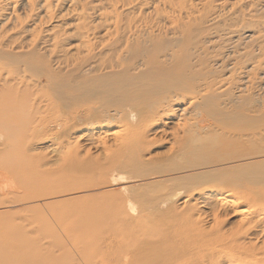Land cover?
Masks as SVG:
<instances>
[{
    "label": "bare ground",
    "instance_id": "obj_1",
    "mask_svg": "<svg viewBox=\"0 0 264 264\" xmlns=\"http://www.w3.org/2000/svg\"><path fill=\"white\" fill-rule=\"evenodd\" d=\"M261 75L264 0H0V175L26 165L19 158L35 148V139L48 135L60 140L48 145L52 154L63 147L76 150L68 165L77 168L79 140L86 138L96 153L89 148L84 152L87 162L81 170L86 180L67 192L102 197L116 207L111 212L117 220L107 241L100 220L90 223L84 213L82 264H264ZM42 90L48 93L39 94ZM81 95L98 104L69 105L68 113L54 121V129L42 121L51 100L73 101ZM177 104H186L181 114L193 108L194 114L188 112L183 119L181 136L194 145L169 162L179 164L165 167L144 158L143 145L145 138L152 140L180 125L173 120ZM74 111L87 127L71 139L68 130L74 134L80 127L66 117ZM116 121L123 122L119 129L108 127ZM190 152L193 161H203L182 165ZM197 167L185 175H167ZM150 174L161 178L147 177ZM6 175L3 179L9 182L11 176ZM173 179L190 183L169 189L165 183ZM8 185H1L0 191ZM24 185V198L12 200L23 206L64 191L43 194L42 187L30 188L26 181ZM225 185L231 189L224 191ZM15 187L9 189L12 197L20 191ZM77 188L82 189L70 192ZM16 209L19 215L22 209ZM229 211L240 218L227 232L220 224ZM201 214L210 219L207 226ZM18 225L22 229V223ZM16 229L19 242L26 241L35 251L31 244L36 236L32 242ZM13 239L15 247L20 245ZM26 245L19 246L23 252L16 248L23 258ZM3 249L6 253L8 248ZM100 252L106 255L96 260ZM45 256L48 263L56 259ZM59 257L53 263L62 264Z\"/></svg>",
    "mask_w": 264,
    "mask_h": 264
},
{
    "label": "rangeland",
    "instance_id": "obj_2",
    "mask_svg": "<svg viewBox=\"0 0 264 264\" xmlns=\"http://www.w3.org/2000/svg\"><path fill=\"white\" fill-rule=\"evenodd\" d=\"M228 1L230 3V2H232L234 0H228ZM16 7H18V5ZM261 76L264 77V75H261ZM40 93H48V91L47 90H42L41 92H39V94ZM50 94L51 93L49 92V95ZM48 104H49V106L47 107V111L43 114L44 116H43V120L42 121L45 124H47L49 127H52L54 129V127H53V126H55L54 121L56 119H58L59 115H61L63 112H67L68 111L69 105H70V107L73 108V107H78L77 105H80V104H86V105L87 104L88 105H94L95 104V105H97L98 102H96L95 99H92V98L91 99H87V95H86V97L81 95L78 98H75L73 101H66V99L64 101V100H61L59 98H55L54 100H51V102L48 103ZM185 105L186 104H183V105L182 104H177V105H175L176 108H177L176 111H175L176 117L173 120L174 121H177V120L179 121L180 125L178 127H175L174 124H171L170 126L171 127L174 126V128H172V129L170 128L169 130L166 131L165 134H161V135L158 134L152 140H151V136L145 138L144 145H143V156H144V158L149 157L151 159V162L162 163L165 167L166 166H173V165H170V164H172L174 162H176V163L178 162L177 164H179V160H174V162L169 163V162L173 161L172 158L174 156L180 155V153L183 152V151H186L187 148H188L187 150H190L192 148L190 146L191 145L193 146L194 143L190 142L189 140H186V141H188L190 143V144L186 145L188 142H185V138L184 137L182 138V136H181L182 135V133H181L182 125L181 124L184 123L183 119L185 117H187L190 113H191V115L194 114L193 112H191L193 108L192 109L190 108L191 111L190 110L188 111L189 114H188V112H183L181 114L179 109H181ZM99 109H101V108H99ZM66 117L68 118V122H69L70 125L75 123L76 124L75 127H77V126L79 127L80 126L79 128H77L78 130H75L74 134L70 133V131H72L71 129L68 130V133L70 134L71 139H73L72 137L75 136L78 133L82 134L84 129H85V127H87V125L83 126V122H82V120L79 119V115L75 112V113H72L70 115L67 114ZM70 117H72V119H70ZM163 120H165V118ZM211 121H212V119H211ZM261 121L264 122L263 118H261ZM260 123H262V122H260ZM122 124H123V122H117L116 121L114 125L112 123V124H109L108 127L111 128V129H117ZM262 124H259L258 128L259 127L260 128L264 127ZM173 129L175 130L174 132H173ZM229 130H231V128ZM261 133H263V131ZM226 134H227L226 137H228L229 133L227 132ZM68 137L69 136H67L65 138H68ZM234 138H233V140H234ZM257 138H259V136H257ZM261 139H263V140H261L262 143H261L260 146H263L264 145V138H261ZM85 140H86V138L85 139L82 138V139L79 140V146H80L79 147V151H80L81 164H79V167H77V168L76 167H69V165H68V159L70 158L72 152L76 151V150L73 149V148H71V149L66 148V150H65V147H63L62 150H61L62 152H64L63 150H65V152L68 150V152H66L64 155H62L63 154L62 152H60L58 154H52L48 150V145L52 144L53 142L54 143H58L60 140L59 139H54L53 135H48V136H40L37 139H35L34 140V144H33L35 148L33 150H31V152H30L31 154L29 153V155L27 154V155L21 156L19 158L21 161L26 162L25 163L26 165L21 166L17 170L19 172V174L15 170L12 171L13 173L5 172L4 173L5 176H3L1 174L2 178L0 177V179L4 180V181H2L3 183L7 182L5 179H3L4 177L6 178V176H7L6 174H8V177L11 176V178H7L8 181L10 182L12 180L13 182L12 181H11V183L7 182V183H9V185L7 183H5V185L0 184V186L1 185L2 186L8 185L7 187H1L2 189L0 191L1 193H4L0 197V207H1L0 208V212H1L0 213V244H1V246H0L1 249L0 250H4L3 246H4V248H8L6 250V253H5V250L4 251H0V264L4 263V260H6L5 258L8 255L10 250H11L10 253H12L13 251L14 252L12 253V255L9 253V256H11V257H7L6 261L7 262L9 261V262L6 263V264H30V263L31 264L32 263L36 264L37 263V262H35L36 259L37 260L39 259L41 261V263H43V264H46V263L47 264H55L53 262L54 261L56 262V259L59 257L58 255H60L59 258L63 259L62 260L63 262H61L62 264H69L70 262H71L70 264H72V263L73 264H82V262H81L82 261V255L81 254H83V249H80V248H83L82 245H83L84 234H83V232H82L80 227H81V225H82V223H83V221L85 219L84 213H88V221L90 223H94L97 220L98 221L100 220V222L103 224L102 227H101L102 229L100 231L101 235H103L104 238L107 241L111 239V236H113V233L115 231V224H116V220H117L115 214L112 213V212H114V209H116V207L114 206V208H112V206L109 203H107L102 197L95 196L96 197L95 198V197H90V195L87 196L86 194H84V195L72 194V193L69 194V192H67L68 190L66 189V188H68V189L70 188L71 189V188H75V187H80V186H82V184H81L82 182L81 181L84 180V179L86 180V178H84L85 174L82 173V170H81L82 165L85 166L86 165L85 163L87 162V158H86L84 152L89 148L90 152L95 155L96 148H94L92 145H90L88 140H86V141ZM235 140H236V138H235ZM160 141H162V142H160ZM180 142H182V143H180ZM227 142H230V141L227 140ZM259 142L260 141H257V144H259ZM87 143H88V145H87ZM179 143H180L181 146H179ZM182 149H184V150L182 151ZM180 150H181V152H180ZM178 151L180 153H178ZM154 152H156V153H154ZM171 153H172V155H171ZM190 153H191V155L186 154L185 155L186 157L185 156L183 157V158H186V160H183V158H182V160L184 162V164L182 162V165H184V166L187 165V163H190L188 161H191L193 159L194 153H192V152H190ZM161 154H164L165 156L163 157V155H161ZM59 156H61V157H59ZM168 156H169V158H167ZM188 156H190V157L192 156V159L190 157H188ZM182 160H180V165H181V161ZM196 160H197V158H196ZM196 160L194 159V161L192 160L191 162L194 163ZM54 161H56V162H54ZM185 161H187V162H185ZM202 161H203L202 159H199V161H196V162H202ZM180 165H177L176 167H179ZM194 169L198 170L200 168L197 167V168H193V169H188V170H186L187 172H185V170L183 169V170L179 171L180 173L178 171H175V172H172V173H167V175L168 174L169 175H171V174L185 175L188 172H196ZM152 170L153 169H151L149 171L152 172ZM192 170H194V171H192ZM14 172H17V173H14ZM33 173L37 174L39 177L37 175H34ZM15 174H16V176H15ZM32 174H33V177H32ZM64 174H65V176H68V177H65ZM157 175L158 174H155V175L150 174L147 177L153 176L151 178H157V177L161 178V175H158V176ZM17 176H20V177L18 179H15V178H17ZM162 178H164V177H162ZM36 179H38L39 181L36 180ZM197 179L194 178V180H197ZM56 180H57L58 184H57ZM60 180H61V182H60ZM153 180H155V179H153ZM194 180H192L191 182H194ZM199 180L200 179H198L197 181H199ZM25 181H26V183L28 184V186L30 188L35 189L37 187H42L43 191H41V193H43V194H48L49 192L51 193V192H54V191H62V190H64V191L60 192V194H56V195H61L59 197H56L55 194H53V195L51 194L52 196L51 195H49V196L46 195L48 198H44L43 199L44 201L29 203L30 207L28 206V203H27L24 206L25 207L28 206L29 208L28 207H26V208H28L29 210L32 209L31 210L32 212L30 211V213H29V212H27L28 209H25L24 206L21 205V203L19 204L17 202V204H16V202H13L16 199L24 198V197H22V196H24V193L22 191H23V189H25V185H24ZM62 181H63V183H62ZM167 181H166L165 185H166V187H169V189L170 188L171 189H176V188L181 187L183 185L186 186L185 185L186 182L183 183L180 179L179 180L178 179H173V180H170V181L167 180ZM200 181H202V179ZM2 182H0V183H2ZM170 182H172V183H170ZM14 183H15V186H16V187L13 186V187H15L14 190L16 191L17 187H18V190L20 189V191H17L18 193L13 191V193L15 192L14 196L16 198L12 197L13 196L12 191L10 192L9 191L10 188H8V187H12V185ZM48 183H50V184H48ZM168 183H169L170 186L167 185ZM188 183H190V182H188ZM188 183H186V184H188ZM196 184H198V182ZM22 185L24 187H22ZM153 185L156 186V184H153ZM162 186H164V185H162ZM13 187L10 190H12ZM51 187H52V190H51ZM223 187H224L223 188L224 191L226 189H231V188L227 187L226 185L223 186ZM256 187H259V186L256 185ZM65 189H66V191H65ZM81 189L82 188H77L75 190H71L70 192L78 191V190H81ZM5 190H7V191H5ZM235 191H237V190H235ZM66 192H67L68 195L66 194ZM63 194H64V196H63ZM61 198H63V199L61 200ZM57 200H58V203H57ZM5 201H6V203L4 205L3 203ZM7 201H9V202H7ZM25 201H27V200L20 201V202L23 203ZM76 201H78V203ZM75 202L77 204H75ZM52 204H53V206H52ZM35 206L38 207V208H37V210L33 211V208ZM20 207H21L22 210L24 209L25 211H22L21 209H18V211L21 210V212L19 211L20 214L17 215L18 212H17L16 208H20ZM52 207H53V210H52ZM40 208L43 211V214L39 213L41 211ZM200 208L204 209V207H202V206ZM46 212H49V213H46ZM9 214H11V216ZM33 215H34V217H33ZM8 216L10 217V220H9ZM17 216H18V218H17ZM5 217H8V218H5ZM49 217H52V218H49ZM200 217L202 219V223L204 224V226H207L208 223L210 222V219L207 216L203 215V214H201ZM239 218H240V216L238 214H234V213L229 211V213L227 215L221 216V224L220 225L223 228V230H225L227 232H230L231 230H234L238 226ZM11 219H12V223H11ZM21 219H23L25 221L23 222V221H21ZM49 222L53 223V224L52 225L51 224L48 225L47 223H49ZM18 223H22V226H23L22 229L20 228L21 225L19 227ZM40 223H41V225H40ZM16 224L18 225L17 227L20 230V232H18V233H24L23 234L24 236L28 235V238L30 239V241L33 240V237H34L33 235L36 236V237H34V243L33 244H31L33 241L32 242L29 241L30 244H31V247H32V245L34 246L32 248H35V245H36L35 251H34V249H32L33 250V252H32V250L31 251L29 250L30 247L27 248L29 246V243H27L26 241H25L26 243L25 242H23V243L19 242V238H21L19 236H21V235H18L17 233H16L17 234L16 235L15 232H14V234L16 236L13 234V230L12 229L14 228V231L17 230L16 229L17 227H15ZM50 225H51L52 229L50 228ZM42 230L43 231L47 230L49 232H45V231L43 232ZM73 230H75V231H73ZM11 232H12V234H10ZM51 232H53V233H51ZM33 233H35V234H33ZM41 233L43 235L42 237H41ZM48 233H51V234H48ZM47 235L50 236V237H48ZM8 236H10V237H8ZM15 237H16V239H18V242L20 244V245H17V247L21 251H22V249L19 246H23V245L28 244V246L27 245L25 246L26 247V249H25L26 251H24V254H25L24 257L25 258L21 257V255L23 253H21V251L16 249L17 247H15V244H18L17 240L15 241V239H13ZM46 237H47V239H46ZM11 238H12V240H14L13 243H10V242H12ZM42 238H44V239L42 240ZM71 238H72V240H70ZM8 239H9V242H7ZM21 239H20V241H21ZM60 239H62V240H60ZM22 241H24V240H22ZM53 242H54V244H53ZM78 242H81V243H78ZM7 243L10 246H8ZM44 244H46L47 246H45ZM56 245L60 247V250H58L59 248ZM64 245L65 246L67 245V246L63 247ZM5 246H8V247H5ZM61 247H63V249H61ZM56 251H57V253H56ZM30 252H32L33 255L36 254L34 256L36 258H33L32 254ZM41 252L44 254V256H43V254H41ZM103 253L100 252L98 254L96 260H100V259L104 258L103 257ZM104 254L106 255V252ZM45 255H48V257L50 255H54V256H56V257H54L56 259H54L53 262L50 260L51 263H48L50 258L47 259V257ZM13 256H15L16 258L14 257V259H13ZM78 256H79V258H78ZM19 257H21V258H19ZM30 258H32V259H30ZM68 258H70L69 259L70 262H69ZM74 258H75V260H74ZM24 259H27V262H28V259H30L29 262L30 261L31 262L27 263ZM33 259H34L35 263L33 262ZM12 260H14L15 262L12 261ZM58 260H60V259H58ZM66 260H67V262H66ZM24 261H25V263H24ZM37 264H39V263H37Z\"/></svg>",
    "mask_w": 264,
    "mask_h": 264
}]
</instances>
